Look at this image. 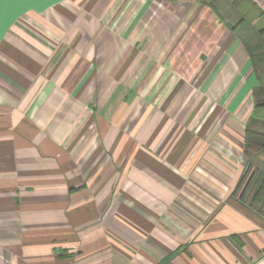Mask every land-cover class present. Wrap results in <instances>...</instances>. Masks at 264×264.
Listing matches in <instances>:
<instances>
[{
	"label": "crops",
	"instance_id": "1",
	"mask_svg": "<svg viewBox=\"0 0 264 264\" xmlns=\"http://www.w3.org/2000/svg\"><path fill=\"white\" fill-rule=\"evenodd\" d=\"M226 12L210 0L6 9L0 264H264V214L241 198L264 173V151L245 149L264 107Z\"/></svg>",
	"mask_w": 264,
	"mask_h": 264
},
{
	"label": "trees",
	"instance_id": "2",
	"mask_svg": "<svg viewBox=\"0 0 264 264\" xmlns=\"http://www.w3.org/2000/svg\"><path fill=\"white\" fill-rule=\"evenodd\" d=\"M222 2V3H221ZM210 5L217 11L219 8L227 12L221 16L230 20L242 42L257 77L254 92L255 107H264V14L249 0H210ZM216 6L218 8H216ZM227 8V9H224ZM229 12V14H228ZM245 149L250 156L264 151V133L247 130ZM242 199H250L259 214H264V173L255 170L248 178Z\"/></svg>",
	"mask_w": 264,
	"mask_h": 264
},
{
	"label": "snow or ice",
	"instance_id": "3",
	"mask_svg": "<svg viewBox=\"0 0 264 264\" xmlns=\"http://www.w3.org/2000/svg\"><path fill=\"white\" fill-rule=\"evenodd\" d=\"M26 3V0H0V23L3 22L6 16V9L13 8Z\"/></svg>",
	"mask_w": 264,
	"mask_h": 264
}]
</instances>
